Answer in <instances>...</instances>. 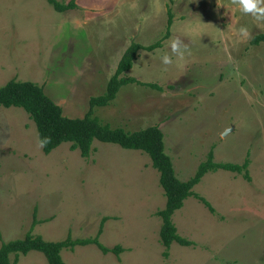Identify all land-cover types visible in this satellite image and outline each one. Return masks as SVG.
Masks as SVG:
<instances>
[{
    "label": "rangeland",
    "instance_id": "rangeland-1",
    "mask_svg": "<svg viewBox=\"0 0 264 264\" xmlns=\"http://www.w3.org/2000/svg\"><path fill=\"white\" fill-rule=\"evenodd\" d=\"M67 3L69 0H57ZM56 11L47 0H0V86L9 79L43 86L67 116H82L105 91L125 48L139 49L114 99L94 108L111 127L134 131L156 125L181 180L212 149L215 161L248 159L242 172H206L195 195L174 211L176 232L189 244L159 238L165 204L159 173L148 154L92 141L88 156L62 142L43 152L35 124L18 106H0V242L32 232L48 240L93 237L119 245L63 248L66 264H264V23L233 0H75ZM167 10L172 15L166 32ZM246 25L249 37L237 29ZM179 36L191 54L178 57L167 41ZM168 53L172 63L163 65ZM151 83V85H148ZM13 256L11 255V258ZM11 264H48L41 252Z\"/></svg>",
    "mask_w": 264,
    "mask_h": 264
},
{
    "label": "trees",
    "instance_id": "trees-1",
    "mask_svg": "<svg viewBox=\"0 0 264 264\" xmlns=\"http://www.w3.org/2000/svg\"><path fill=\"white\" fill-rule=\"evenodd\" d=\"M47 1L59 12L78 7L75 0H69L67 3L57 0ZM167 14L166 32L163 38L168 36L172 24L170 10H167ZM161 39L147 45L132 41L121 54L113 74L107 80L105 91L89 98L88 109L82 116L64 115L62 107L45 93L42 85L31 80L15 78L9 79L0 86V106H18L28 113L35 124L39 142L47 138V143L41 146L45 153H49L53 148L67 141L70 142L71 149H78L81 156L85 157L92 150V141L97 139L102 142L115 143L124 148L139 149L148 154L151 165L159 173V184L165 195V204L156 210V214L161 218L159 238L166 248L164 254L167 255V248L172 242L190 243L188 239L176 232V226L172 221V214L183 205L185 198L195 195L210 210H213L209 201L194 193L192 187L200 181L206 172L219 168L242 172L243 176L249 179L247 169L249 161L248 159L243 160L242 163L215 161L211 149L207 152L206 159L198 164L194 174L186 180H181L175 173L170 155L165 151L163 132L158 126L151 125L128 131L122 127H111L94 115V108L104 106L114 99L121 85L140 82L135 77L124 76L123 73L131 68L139 49L152 50L161 45ZM250 41L252 44L264 41V31L253 35ZM103 220L104 218L93 237L72 238L68 235L64 239L48 240L42 235L32 232V228L37 222L34 216L31 226L24 236L1 240L0 264L17 262L20 254H26L30 250L41 252L48 264H66L61 255L63 248L87 244H95L103 253L112 251L118 254L122 249L119 245L107 247L99 240Z\"/></svg>",
    "mask_w": 264,
    "mask_h": 264
},
{
    "label": "clouds",
    "instance_id": "clouds-1",
    "mask_svg": "<svg viewBox=\"0 0 264 264\" xmlns=\"http://www.w3.org/2000/svg\"><path fill=\"white\" fill-rule=\"evenodd\" d=\"M238 9L245 15H250L256 22L264 23V0H233ZM237 32L240 37L248 38L250 33L246 25H241ZM167 47L170 49L172 54L178 57H183L184 55H190V49L188 45L185 44L179 36L171 37L167 41ZM161 63L163 65H169L172 63V58L168 53L163 54L160 57ZM47 143V138L40 141L41 146Z\"/></svg>",
    "mask_w": 264,
    "mask_h": 264
}]
</instances>
